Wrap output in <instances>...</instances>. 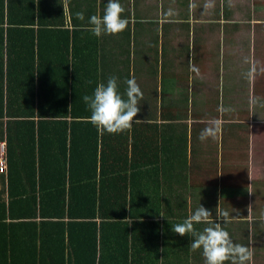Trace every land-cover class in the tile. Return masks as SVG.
<instances>
[{
	"label": "crops",
	"instance_id": "crops-1",
	"mask_svg": "<svg viewBox=\"0 0 264 264\" xmlns=\"http://www.w3.org/2000/svg\"><path fill=\"white\" fill-rule=\"evenodd\" d=\"M55 1L65 12L57 57L65 43L69 52V68L62 70L68 81L59 85L76 87L78 96L81 87L93 92L114 76L123 94L134 77L143 92L140 122L130 130L96 128L98 170L121 171L127 198L138 204L127 242L135 264H205L202 250L190 249L192 237L171 225L200 205L213 220L218 206L228 211L231 222L222 226L234 242L252 248L254 264H264V0H119L127 28L100 37L90 31L89 18L103 15L108 0ZM34 3L46 8L49 0ZM33 28L37 32V24ZM51 44L44 34L36 37L24 68L34 60L38 73L36 54L45 66ZM253 67V78H246ZM38 74L44 84L46 70ZM251 97L259 99L254 112ZM81 104L76 97L74 105ZM212 119L220 122L217 136L201 141ZM7 188L8 168L0 170V198ZM205 226L195 225L198 231Z\"/></svg>",
	"mask_w": 264,
	"mask_h": 264
},
{
	"label": "trees",
	"instance_id": "trees-1",
	"mask_svg": "<svg viewBox=\"0 0 264 264\" xmlns=\"http://www.w3.org/2000/svg\"><path fill=\"white\" fill-rule=\"evenodd\" d=\"M64 17L55 0L46 8L0 0V124H6L0 140L5 134L8 141L0 264H135L127 242L138 204L127 198L121 171L98 170V132L82 99L94 91L81 87L77 96L76 87L59 85L67 83L69 68L68 43L57 57ZM42 34L52 41L45 66L36 54L37 72H47L44 84L34 60L25 69L23 59L34 57ZM76 97L81 105H74Z\"/></svg>",
	"mask_w": 264,
	"mask_h": 264
},
{
	"label": "clouds",
	"instance_id": "clouds-1",
	"mask_svg": "<svg viewBox=\"0 0 264 264\" xmlns=\"http://www.w3.org/2000/svg\"><path fill=\"white\" fill-rule=\"evenodd\" d=\"M124 8L119 0H108L103 15H92L89 18L91 25L90 31L96 37L104 34L116 35L123 32L128 26V19L123 18ZM80 20L84 19L83 13H77ZM190 65V69H191ZM198 71V70H197ZM255 68L245 74L246 78L252 79ZM126 88L123 94L119 91L118 79L109 77L106 83H99L92 95L83 96V101L90 109L88 120L99 131L111 134L122 133L130 130L140 112L139 101L143 99V92L136 79L130 78L125 81ZM259 99L251 97L249 109L254 112ZM220 122L212 119L201 131L199 139L204 141L208 138L215 139L219 131ZM249 172V179L252 175ZM251 185L247 186V191H251ZM247 216L252 220V206L248 207ZM164 216L163 214H160ZM212 212L200 205L180 223L171 224L172 231L181 236L189 235L192 237L190 249L192 251L202 250L205 264H254V251L252 248L236 243L231 238L229 232L222 226L231 222L228 211L216 209V219H212ZM126 220V219H125ZM219 221V222H218ZM206 225L202 230H197L195 225ZM249 240L252 239V230L249 229Z\"/></svg>",
	"mask_w": 264,
	"mask_h": 264
},
{
	"label": "built area",
	"instance_id": "built-area-1",
	"mask_svg": "<svg viewBox=\"0 0 264 264\" xmlns=\"http://www.w3.org/2000/svg\"><path fill=\"white\" fill-rule=\"evenodd\" d=\"M8 168L7 161V144L0 143V170L5 172Z\"/></svg>",
	"mask_w": 264,
	"mask_h": 264
}]
</instances>
